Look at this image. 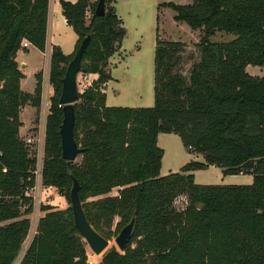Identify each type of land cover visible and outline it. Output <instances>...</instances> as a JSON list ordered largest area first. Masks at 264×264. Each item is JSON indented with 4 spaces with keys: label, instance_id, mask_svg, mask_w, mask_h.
I'll use <instances>...</instances> for the list:
<instances>
[{
    "label": "trees",
    "instance_id": "1",
    "mask_svg": "<svg viewBox=\"0 0 264 264\" xmlns=\"http://www.w3.org/2000/svg\"><path fill=\"white\" fill-rule=\"evenodd\" d=\"M50 1L0 0V264H14L30 230L26 216L33 208L25 191L34 185L35 157L20 136V115L26 106L40 110L44 79L38 73L35 92H24L17 55L24 41L46 52ZM116 3L106 0L105 15L97 16L98 1H61L78 41L72 55L52 46L44 188H56L70 201L76 178L88 221L108 241L136 216L125 252L113 248L99 264H264V76L247 71L264 67V0L160 4L152 108L106 105L110 59L127 35ZM163 7L174 11L175 22L201 32L197 54L187 58L184 43L160 37ZM222 33L234 38L213 43ZM88 36L81 73L99 77L74 105L80 162L66 161L59 100L68 66ZM194 59L185 74L182 66ZM160 134L178 135L186 150L204 161L161 176ZM211 167L225 177L252 176L253 182L198 185L195 172ZM181 197L186 204L179 208ZM41 211L21 264H89L72 207L44 205Z\"/></svg>",
    "mask_w": 264,
    "mask_h": 264
},
{
    "label": "rangeland",
    "instance_id": "2",
    "mask_svg": "<svg viewBox=\"0 0 264 264\" xmlns=\"http://www.w3.org/2000/svg\"><path fill=\"white\" fill-rule=\"evenodd\" d=\"M97 2L99 0H90ZM117 8L119 14L122 16L128 30V37H126L124 43L123 55H115L110 59V70L114 76L112 82L107 88L109 98L112 100L114 106L118 107H131V108H152L154 106V67H155V47L158 29V6L163 3H177L180 5H186L191 3L192 0H117ZM175 13L169 8L163 7L160 12L161 20L159 22V34L165 41H179L185 44L187 52L185 57H189V54H197V44L201 39L200 31H192L186 24L178 25L174 21ZM190 29L191 31H189ZM234 37L225 33L217 34L212 39L213 43L230 41ZM77 40V36L74 32L68 30L63 21L59 18L56 22L54 19L51 23L49 30V41L61 42L65 49L72 47ZM25 53L26 51H28ZM25 50L23 47L19 52L21 55H33L37 57V62L43 63L41 72L44 77L49 78L50 72V55L48 58L29 48ZM195 62L189 61L182 67L184 73L187 74L188 69ZM248 73L253 76L263 77L264 67H248ZM29 76L25 83L26 88H31L35 84V80L27 71ZM99 77V76H98ZM96 78V80L98 79ZM82 73L78 75V91L81 93L84 87L80 84L82 82ZM42 99V105L39 111L35 110L31 117V128L25 138L34 135L37 137L39 133V127L41 125L42 118L48 116L50 108V98L53 95V89L48 85ZM26 119V113L24 114ZM159 147L165 152V159L163 164L162 175L167 176L171 173H179L183 166L192 161H204L203 157L199 154L189 153L183 146L182 141L178 135L175 134H161L159 140ZM76 162H80V157L76 159ZM210 169V168H209ZM227 180V181H226ZM225 180L221 169L211 168L210 170L197 171L196 183L198 185H224V184H236L239 185H251L253 177L248 175H237L227 177ZM43 196L46 201L44 205H50L55 209L64 210L71 207L68 196L62 194L56 188H45ZM118 190H114L110 195L116 196ZM186 204V199L181 197L177 201L179 208ZM39 217H43L44 213L39 210ZM34 212L26 218H33ZM118 221V219L116 220ZM116 238H112L109 242L108 248L101 255H95L89 246L88 249V262L89 264H99L104 255L111 249L117 248L115 243ZM118 249V248H117ZM17 261V260H16ZM16 264V262L14 263Z\"/></svg>",
    "mask_w": 264,
    "mask_h": 264
},
{
    "label": "water",
    "instance_id": "3",
    "mask_svg": "<svg viewBox=\"0 0 264 264\" xmlns=\"http://www.w3.org/2000/svg\"><path fill=\"white\" fill-rule=\"evenodd\" d=\"M106 8V0H99L96 8L97 16H104ZM90 36L86 37L76 53L74 59L70 62L66 76L63 80V90L59 100L61 106L64 107V120L61 126L62 138V156L66 161H76L81 149L75 140V109L74 105L78 100L80 92L78 91V75L81 73V62L83 55L90 42ZM73 186L70 191V201L73 210L75 226L82 235L84 241L87 243L91 251L95 255H101L109 246V241L105 239L88 221L84 211L79 192L80 183L72 176ZM136 224V216L131 222L126 225L120 234L116 237L115 243L119 252L124 253L129 241L131 240Z\"/></svg>",
    "mask_w": 264,
    "mask_h": 264
},
{
    "label": "built area",
    "instance_id": "4",
    "mask_svg": "<svg viewBox=\"0 0 264 264\" xmlns=\"http://www.w3.org/2000/svg\"><path fill=\"white\" fill-rule=\"evenodd\" d=\"M31 46L32 45L28 41H24V43L22 45V47L24 49H28ZM49 55H50V53L46 49L44 56H46V58H48ZM97 77H98V75H96V74H82V80L83 81L80 84L82 85V87H84V89H83V91H81V93H83L86 89L91 87L93 82L96 81ZM48 85L50 86L49 78L47 80V78L44 77L43 96L45 95L46 92H48V90L46 91V88L48 87ZM46 121H47V117L42 118L41 125L39 127V133H38L37 137H35L34 135L29 136L27 138L22 137L26 146H28L33 151V154L35 157V167L32 171L34 185L32 187L27 188L25 191V196L27 198L31 199V205H32L33 212L35 215L32 219L27 217V219L30 220V230H29L28 237L24 243L23 249H22L21 253L19 254L18 258L16 259L17 261H15L16 264L22 263L23 258L25 256L34 236L37 234V228H38V224H39V220H40L38 213H39V210L41 209L42 205L46 204V201L43 200L44 199L43 191L45 189L44 185H43V170H44V152H45V139H46ZM2 156H3V154H2V152H0V158Z\"/></svg>",
    "mask_w": 264,
    "mask_h": 264
},
{
    "label": "crops",
    "instance_id": "5",
    "mask_svg": "<svg viewBox=\"0 0 264 264\" xmlns=\"http://www.w3.org/2000/svg\"><path fill=\"white\" fill-rule=\"evenodd\" d=\"M61 1H63V0H51L50 1V17H49V27H48V40H47V51L50 53V55H51V52H52V46H59L62 49V51L64 52L65 55H72L74 53V51H75L76 43L78 41V36L76 35L77 36V40L75 41V44L72 47L68 48V49H65L61 42H56V43L51 42V44H50V41H49V30H50L51 23H53L54 19L57 22V20L60 18L63 21L64 26L68 30L74 32L73 29L68 26L67 21H66L64 15H63L62 7H61ZM65 1H70L72 3H76L77 0H65ZM91 2L95 3L94 1H91ZM117 3H118V1H117ZM117 3L115 5L116 10H117V14L122 19V16L119 14V9L117 8ZM187 4H190V3H187ZM122 21H123V25L125 27L126 24H125L123 19H122ZM177 24L178 25L179 24L182 25L181 23H177ZM182 26H184V25H182ZM126 30H127V28H126ZM188 30L191 31L190 29H188ZM127 35H128V30H127ZM127 35H126V37H128ZM125 40H126V38L123 41L122 48H121L120 52L118 54H116V55H123L122 50L126 51V49H124ZM30 48L36 50L40 54L41 58H43L44 53L40 52L38 49H36L33 46H31ZM28 49H25V50H28ZM155 50H156V47H155ZM27 52H29V50L26 51L25 53H27ZM20 53H22V52H18L17 62L19 64V66H20V70L22 71V73L25 76V78L21 81V88H22V90L24 92L33 94L35 92V90H36V87H37L36 75L41 72L42 67H43V63L39 64L37 62V57L36 56L26 55V54L25 55H21ZM247 70H248V68H247ZM27 71L29 72V74L35 80V84H33V86L31 88H26L25 87V83L27 82V80L29 78V76L27 75ZM112 77L114 78L113 75H112ZM111 82L112 81H110L106 85L105 90H104V92L106 93V97H107L106 105L109 106V107H118V106H114L115 104H113L112 100L109 98V95L107 93V88L109 87ZM35 110H36V108H34L32 106H26L21 111L20 118H21V122H22L23 126H22V128L20 130V136L23 137V138L26 137L27 132H29V129L31 128V122H32L31 121V117L33 116V113L35 112ZM25 113H26V117H27L26 119L24 118V114ZM160 135L158 137V144H159V140H160ZM164 159H165V154H164V158H163V161H162V169H163ZM211 168H214V167H211ZM210 169H208V170H210ZM161 175H162V171H161ZM194 175H195V181H196V172H195ZM227 177H231V176H227ZM227 177L224 176L225 180H226ZM224 185H233V184H229V182H228V184H224ZM234 185H236V184H234Z\"/></svg>",
    "mask_w": 264,
    "mask_h": 264
}]
</instances>
